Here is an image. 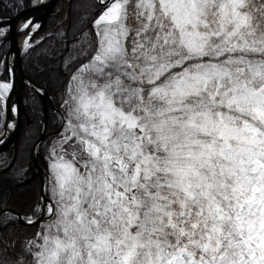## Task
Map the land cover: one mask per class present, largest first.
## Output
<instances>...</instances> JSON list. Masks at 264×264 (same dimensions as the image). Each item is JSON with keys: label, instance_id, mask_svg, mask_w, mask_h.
Instances as JSON below:
<instances>
[{"label": "snow or ice", "instance_id": "snow-or-ice-1", "mask_svg": "<svg viewBox=\"0 0 264 264\" xmlns=\"http://www.w3.org/2000/svg\"><path fill=\"white\" fill-rule=\"evenodd\" d=\"M87 2L0 264H264V0Z\"/></svg>", "mask_w": 264, "mask_h": 264}, {"label": "trees", "instance_id": "trees-1", "mask_svg": "<svg viewBox=\"0 0 264 264\" xmlns=\"http://www.w3.org/2000/svg\"><path fill=\"white\" fill-rule=\"evenodd\" d=\"M36 2L37 0H0V19L15 16ZM87 8V0H71V2L70 0H58L45 27L34 40L45 37L52 30L54 33L46 37L40 44L28 49L22 56L25 74L47 91L46 99L49 110L47 137L37 153V161L46 173V191L48 184L47 151L57 131L59 121L54 119L58 108L56 101L59 99L65 79V76L62 75V62L67 60L71 54V49L75 46L73 41L80 27L79 17ZM61 20L63 21L60 23ZM8 50L9 42L2 39L0 41V70L2 71L1 80L6 82L9 81L5 67ZM24 99L23 123L18 136L16 162L9 171L0 174V199L3 201L4 209L16 211L21 215L28 212L29 207L41 196V184L38 178L27 185H22V183L35 172V168L32 166V149L41 137L44 127V113L40 95L25 85ZM3 122L4 117L0 114V125ZM11 161L12 157H9V153L0 155V163L4 164V168ZM4 168H0V170ZM21 169L25 173L23 180L18 175ZM9 216L15 220L17 215L9 213ZM9 231H14L17 235L23 236L25 232L31 235L36 229L28 230L21 224L15 229H9Z\"/></svg>", "mask_w": 264, "mask_h": 264}, {"label": "water", "instance_id": "water-1", "mask_svg": "<svg viewBox=\"0 0 264 264\" xmlns=\"http://www.w3.org/2000/svg\"><path fill=\"white\" fill-rule=\"evenodd\" d=\"M57 2L58 0H49L46 4H42L39 1L36 5H33L29 8L20 11L15 16L0 20V30L7 29L5 40L9 42V50L6 56V70H7L8 78L11 81V84L13 85L8 95V100L5 103V108H4L5 118L3 124V131L4 129H6L10 121L14 120V128L11 131V133L8 136H4V133L0 135V155L4 153H9V157L10 158L12 157L11 163L6 167L7 170L4 169L0 170V174L9 171L16 162L18 136L20 134V130L22 127L23 115H24V104H25L24 88L25 85H27L32 89H34L41 97L42 105L44 109V127L41 137L34 145L32 151V166L35 168V172L30 178L26 179L22 183V185H27L38 178L41 184V189H40L41 195L45 194L46 192V173L37 161V153L42 143L45 141L47 137V130H48V108H47V99H46L47 91L46 89L38 86L25 74L22 65V56L24 55V53L28 48L40 44L46 37L53 34L54 31L50 32L42 39H39L36 42H32L37 36V34L45 27L49 19V16L51 15ZM38 15L39 17L35 21H33V24L37 23L39 24V26L31 38L32 44L27 49L24 50L20 45V40L28 34V31L19 30V24L21 21L23 20L25 21L31 16L35 18ZM20 34L23 35L19 36ZM11 57L14 60L12 77L10 76L9 67H8V61L9 58ZM37 89H40L41 91H37ZM13 106H15L14 108H16L15 117L13 116L14 111H12ZM7 212L13 213L15 215L19 214L16 211H7Z\"/></svg>", "mask_w": 264, "mask_h": 264}, {"label": "bare ground", "instance_id": "bare-ground-1", "mask_svg": "<svg viewBox=\"0 0 264 264\" xmlns=\"http://www.w3.org/2000/svg\"><path fill=\"white\" fill-rule=\"evenodd\" d=\"M49 0H40V2L42 3V4H46L47 2H48ZM40 15V14H39ZM39 15L38 16H36L35 18L34 17H29L28 19H26V20H31L32 21V24H30L29 25V27L27 28V29H24V28H22V25L24 24V22L26 21H21L20 22V24H19V30H26V31H28V34L26 35V36H24L21 40H20V45H21V47H22V49H27L30 45H31V38H32V36H33V34L35 33V31H36V29L38 28V26H39V24H37V23H34L33 24V21H35L38 17H39ZM13 62H14V60H13V58L11 57V58H9V61H8V67H9V72H10V76L12 77V75H13ZM22 65H23V63H22ZM5 67H6V59H5ZM25 72V71H24ZM0 82H1V80H0ZM9 83H11V81L9 82ZM11 91V90H10ZM10 93V92H9ZM9 93H8V95H9ZM3 106H4V108H5V104H2ZM15 106H13L12 107V109L14 108ZM48 108V107H47ZM43 113H44V109H43ZM15 115H16V108H15V111H14V113H13V116L15 117ZM48 115H49V110H48ZM13 128H14V120H11L10 121V123L8 124V126L6 127V129H4V131H3V133H4V136H8L10 133H11V131L13 130ZM32 151H33V149H32Z\"/></svg>", "mask_w": 264, "mask_h": 264}, {"label": "rangeland", "instance_id": "rangeland-1", "mask_svg": "<svg viewBox=\"0 0 264 264\" xmlns=\"http://www.w3.org/2000/svg\"><path fill=\"white\" fill-rule=\"evenodd\" d=\"M39 0H37V2H38ZM61 22V21H60ZM6 34H7V29H1L0 30V41L2 40V39H6ZM31 44H32V42H31ZM1 74H2V71L0 70V80H1ZM2 82V81H1ZM3 82H6V81H3ZM7 82H9V81H7ZM0 107H2L3 108V111H0V114L4 117V106L3 105H0ZM3 133V124L2 125H0V135ZM49 148V147H48Z\"/></svg>", "mask_w": 264, "mask_h": 264}]
</instances>
